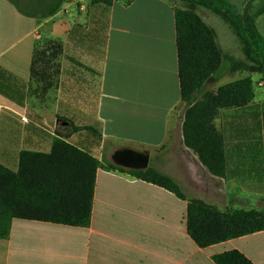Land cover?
Returning a JSON list of instances; mask_svg holds the SVG:
<instances>
[{
  "label": "crops",
  "instance_id": "crops-1",
  "mask_svg": "<svg viewBox=\"0 0 264 264\" xmlns=\"http://www.w3.org/2000/svg\"><path fill=\"white\" fill-rule=\"evenodd\" d=\"M77 1L48 16L43 0H0V165L17 172L22 152L50 153L56 138L90 152L101 163L91 223L15 219L0 264H217L233 251L264 264V231L203 249L187 228L189 200L264 212V76L249 74L251 106L215 121L227 157L225 177H215L183 142L177 6L115 0L106 29L104 6ZM43 37L62 45L48 84L31 79ZM123 149L149 154L188 200L108 169Z\"/></svg>",
  "mask_w": 264,
  "mask_h": 264
},
{
  "label": "trees",
  "instance_id": "trees-1",
  "mask_svg": "<svg viewBox=\"0 0 264 264\" xmlns=\"http://www.w3.org/2000/svg\"><path fill=\"white\" fill-rule=\"evenodd\" d=\"M114 1L90 0L93 6H104L106 29ZM179 1L184 5L175 10L181 101L185 105L184 145L198 156L211 175L225 177V140L215 121L223 111H240L251 106L255 89L251 77L223 85L217 91H212L211 87L219 82L225 65L233 73L241 71L264 76V36L227 0ZM67 2L69 0H53L47 15L59 11ZM200 9L219 16L231 27L243 47L245 61H234L224 55L216 31L199 15ZM39 44L35 46L31 79L33 83L48 84L49 53L55 60L62 52V45L46 42L39 51ZM0 92L4 93L1 84ZM100 167L101 163L90 152L60 138L54 140L50 153L22 152L17 172L0 165V239L9 237L15 219L88 227ZM108 169L129 173L179 199L188 200L173 178L152 167L144 171L126 170L109 164ZM187 228L192 240L206 249L264 231V212H222L201 200H189ZM214 261L217 264H253L238 251L216 256Z\"/></svg>",
  "mask_w": 264,
  "mask_h": 264
},
{
  "label": "rangeland",
  "instance_id": "rangeland-1",
  "mask_svg": "<svg viewBox=\"0 0 264 264\" xmlns=\"http://www.w3.org/2000/svg\"><path fill=\"white\" fill-rule=\"evenodd\" d=\"M76 0H69L68 3L75 2ZM177 8H183L184 5L179 0H172ZM236 11L241 14H245L258 28L260 33L264 36V0H227ZM43 10H47L51 7L53 0H43ZM63 4V5H66ZM85 1H77V8L80 9L84 6ZM62 5V6H63ZM199 15L204 19V21L212 27L218 36V43L227 58H232L234 61H245L246 56L243 52V47L237 37L235 36L233 30L229 25H227L219 16L213 14L210 11L200 9L198 10ZM46 42H55L52 38L43 37L40 41L38 50H42ZM50 58V55H49ZM219 82L213 83L211 87L212 91H217L219 87L233 83L235 81L249 77L247 72H232L230 68L225 65L220 72ZM183 126V123H182ZM183 135V133H182ZM184 142V141H183Z\"/></svg>",
  "mask_w": 264,
  "mask_h": 264
},
{
  "label": "water",
  "instance_id": "water-1",
  "mask_svg": "<svg viewBox=\"0 0 264 264\" xmlns=\"http://www.w3.org/2000/svg\"><path fill=\"white\" fill-rule=\"evenodd\" d=\"M113 161L124 169L144 171L149 168L150 156L132 149H123L114 154Z\"/></svg>",
  "mask_w": 264,
  "mask_h": 264
},
{
  "label": "built area",
  "instance_id": "built-area-1",
  "mask_svg": "<svg viewBox=\"0 0 264 264\" xmlns=\"http://www.w3.org/2000/svg\"><path fill=\"white\" fill-rule=\"evenodd\" d=\"M262 85L264 86V82L262 83ZM23 120L27 122V119L26 118H24Z\"/></svg>",
  "mask_w": 264,
  "mask_h": 264
}]
</instances>
